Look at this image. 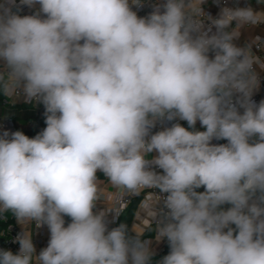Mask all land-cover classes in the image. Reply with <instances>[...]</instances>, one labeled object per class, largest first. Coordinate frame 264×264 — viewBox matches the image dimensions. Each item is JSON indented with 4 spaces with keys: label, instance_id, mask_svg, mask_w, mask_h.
<instances>
[{
    "label": "clouds",
    "instance_id": "9594fccd",
    "mask_svg": "<svg viewBox=\"0 0 264 264\" xmlns=\"http://www.w3.org/2000/svg\"><path fill=\"white\" fill-rule=\"evenodd\" d=\"M144 2L20 0L39 5L31 15L0 2V95L43 104L46 124L32 138L0 134V217L24 227L0 264H151L150 241L95 211L98 173L166 194L150 209L170 247L159 264H264V100L252 99L250 47L233 43L264 11L222 6L212 17L205 0H164L141 17L132 6ZM175 120L188 128L152 132Z\"/></svg>",
    "mask_w": 264,
    "mask_h": 264
},
{
    "label": "built area",
    "instance_id": "2783aa9c",
    "mask_svg": "<svg viewBox=\"0 0 264 264\" xmlns=\"http://www.w3.org/2000/svg\"><path fill=\"white\" fill-rule=\"evenodd\" d=\"M0 2H3V0H0ZM163 2L164 0H145V2L143 3L141 7H136L135 5H133L132 7H133V11L137 12V15H141L142 17H144L153 11L154 5L163 3ZM222 6H228V7L250 6L251 7L249 0H221L220 4H217L216 0H205V3L202 5V8L206 14L211 15L212 17H216L219 14L220 8ZM211 7L215 9L216 12L213 11ZM38 9H39L38 4L30 8L26 5H21L20 0H16V7H13V11L18 12V14L20 15H31V14H34ZM262 11H264V5L261 8L260 12ZM209 25H210V21H205V26L207 27ZM252 26L264 29V23H261L258 25L243 26L239 30V36L234 39L233 43L236 44L238 47L243 48V47L249 46L251 49V53H252L253 60H254L253 68L258 78V86L253 91L252 99L256 103H259L261 100H264V35L257 33V34H254L249 39H242L241 41L237 42L238 40H240V38H243V34L241 32L242 28L248 29ZM213 31H215L214 28H213ZM19 98H21L20 103L23 104L24 107H26L28 111L31 112V117L26 120L28 127L36 133L41 132L46 127L45 122H44L45 109H44L43 104L36 103L35 105H33L30 103H26L22 96L18 97L17 99ZM11 104L12 103L9 102L4 96H2V98L0 99V105L9 106ZM241 111L243 110L241 109ZM172 123H180L185 128H188L186 127L187 122L183 120H175L171 122L165 121L162 124L158 122L157 126L152 129V132L155 133L157 131L163 130L164 127H170ZM195 128L198 131L205 130L201 126V124L196 125ZM5 130L9 132L18 131V126L16 124L15 116L8 112L0 113V134H2V132ZM212 143L213 144H226L227 141L214 139ZM152 167L154 168L155 171L162 172L161 169L156 168L155 166H152ZM201 189L204 190V188L201 187L197 189V191L200 192ZM159 195L161 197L166 196V194L159 193V190L152 189V188H144L143 190L139 192H135V193L128 191L126 189H123V188H119L118 193L116 194L115 199L113 200V206L111 208H99L96 205L95 211L97 212L104 211L105 213H108L107 220H108V216L110 215H112L113 218L115 217V213L112 211H119L120 216H121L123 212L126 210L130 201L135 197H139L137 206L140 205L144 207L146 210L150 211L151 207L159 199ZM162 203L163 201L161 200L160 207H162ZM227 205L231 207V205L229 204L222 205L221 207L226 210ZM134 214H135L133 215L134 218L138 216L137 212H134ZM120 216L115 217L114 223L108 224L109 229L118 226L116 220L118 221V218ZM8 218H10V220H8ZM160 219H162V216L159 214L154 220H152V223H151L150 218L140 217V221L143 222V225L145 227H148L150 225L156 226L157 221H159ZM66 220H67V216H65V225L67 223ZM0 221H5V225L0 229V249L9 250L13 252L14 254L18 253L20 245L19 243L15 242V239L18 234L24 231L23 225L18 223L15 216L12 215L11 213H7L5 214L4 217H0ZM31 225H32V228L34 229V225L33 224ZM35 235L36 236L33 240V244L35 246L36 254L39 255L40 251L43 248L47 247L48 241L50 239V234L48 237V241L46 242L43 241L44 230L42 226L39 228H35ZM163 248H164V239L157 241V250L155 252H161Z\"/></svg>",
    "mask_w": 264,
    "mask_h": 264
},
{
    "label": "crops",
    "instance_id": "0c3cea01",
    "mask_svg": "<svg viewBox=\"0 0 264 264\" xmlns=\"http://www.w3.org/2000/svg\"><path fill=\"white\" fill-rule=\"evenodd\" d=\"M249 2H250L252 9L254 11H257V12H260L261 8L264 5V4L258 3L257 0H249ZM211 9L213 11H215V9H213L212 7H211ZM138 16H141V15H138ZM243 30L246 31L245 36H247V37L244 36L243 38H240V40H238L237 42L241 41L242 39H249L254 34H257V33L264 35V29L254 27V26H252L248 29L242 28V31H241L242 34H244ZM11 103L12 104L9 106L0 105V113L8 112V113L13 114L15 116L16 122H17V120H19V121H22L24 123L22 125H19L18 129L23 128L26 130H31L28 127L27 121H26L28 118L31 117V112L28 111V109L26 107H24L23 104L18 102L17 98H15L14 102H11ZM44 122H45V118H44ZM186 127H188V124H186ZM189 130H191V129H189ZM155 155H157V153H155V152L150 154V156H155ZM98 188L100 190L99 191L100 199L97 201L96 205L99 208H111L113 206V200L115 199V196L118 193L119 188L116 186H113L107 180V178L103 176L102 173H98ZM203 191H204L203 189L200 190V192H203ZM226 207L229 208L228 205ZM135 212L138 213V216L135 218L134 217L132 218L131 222L129 223V229H130V231L131 230L133 231L132 234H135L134 232H136V233H139L141 235L143 232H145V230L148 227L152 226V234L149 236H143V239L150 241L149 247L154 253L152 256V259H151V264H159V261L166 255L163 253V250H161V252H155L157 250V240L155 238L156 237V232H155L156 226L150 225L148 227H145L143 225V222L140 221V217L150 218V211L146 210L144 207L139 205L136 207ZM108 221H109V223L115 222L112 215L108 216ZM70 222H68V223H70ZM116 222H117V220H116ZM68 223H66L65 226H67ZM26 227H28L29 229H33L31 224L26 225ZM23 229H24V227H23ZM43 230H44L43 241L46 242V241H48V237H49L50 232H49L46 225L43 226ZM35 236L36 235H35V231H34V234L32 236V240H34ZM165 242H166V239H164V246H165ZM169 252H170V247L168 248V254H169Z\"/></svg>",
    "mask_w": 264,
    "mask_h": 264
},
{
    "label": "trees",
    "instance_id": "16d2710c",
    "mask_svg": "<svg viewBox=\"0 0 264 264\" xmlns=\"http://www.w3.org/2000/svg\"><path fill=\"white\" fill-rule=\"evenodd\" d=\"M3 95H0V99L2 98ZM18 131H22L25 135H27L28 137L32 138L34 137L35 135H37L38 133L32 131V130H26V129H23V128H20L18 129ZM138 201H139V197H135L133 198L130 203L128 204L126 210L123 212V214L118 218V221H117V225L119 226V224L121 223H126L129 227V223L131 222L132 218H133V215H134V212L136 210V207H137V204H138ZM8 220H10V218H8ZM67 223L70 222V218L67 217ZM5 225V221H0V229ZM233 227H235L233 225ZM130 234H132V232L130 231ZM152 234V226L148 227L145 232H143L141 234V236H149ZM134 235V234H132ZM168 248H169V244L166 240L165 242V246L163 248V253L165 255L168 254Z\"/></svg>",
    "mask_w": 264,
    "mask_h": 264
},
{
    "label": "rangeland",
    "instance_id": "374dc122",
    "mask_svg": "<svg viewBox=\"0 0 264 264\" xmlns=\"http://www.w3.org/2000/svg\"><path fill=\"white\" fill-rule=\"evenodd\" d=\"M243 32H244V34H243V37H244L246 35V31L243 30ZM245 37H247V36H245ZM20 101H21V98L18 99V102H20ZM16 124H17V126H19V125H22L24 123L22 121L17 120ZM199 124H200V122L197 121L196 125H199Z\"/></svg>",
    "mask_w": 264,
    "mask_h": 264
}]
</instances>
